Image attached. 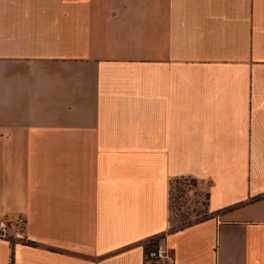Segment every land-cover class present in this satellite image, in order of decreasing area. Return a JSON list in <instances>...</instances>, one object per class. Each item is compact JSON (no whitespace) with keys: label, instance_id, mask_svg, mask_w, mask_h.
Listing matches in <instances>:
<instances>
[{"label":"crops","instance_id":"obj_1","mask_svg":"<svg viewBox=\"0 0 264 264\" xmlns=\"http://www.w3.org/2000/svg\"><path fill=\"white\" fill-rule=\"evenodd\" d=\"M0 216V264H264V0H0Z\"/></svg>","mask_w":264,"mask_h":264},{"label":"rangeland","instance_id":"obj_2","mask_svg":"<svg viewBox=\"0 0 264 264\" xmlns=\"http://www.w3.org/2000/svg\"><path fill=\"white\" fill-rule=\"evenodd\" d=\"M204 191L199 183L196 185L184 182L178 184L177 188L172 191V224L179 226L184 219L201 218L204 215L202 202L205 201ZM152 244L148 247H154Z\"/></svg>","mask_w":264,"mask_h":264},{"label":"built area","instance_id":"obj_3","mask_svg":"<svg viewBox=\"0 0 264 264\" xmlns=\"http://www.w3.org/2000/svg\"><path fill=\"white\" fill-rule=\"evenodd\" d=\"M20 223L21 220H18ZM11 224L8 219L0 216V237L10 238L9 228ZM154 247L147 249L146 260L152 263L167 264L172 261L170 252L165 245L154 244Z\"/></svg>","mask_w":264,"mask_h":264},{"label":"trees","instance_id":"obj_4","mask_svg":"<svg viewBox=\"0 0 264 264\" xmlns=\"http://www.w3.org/2000/svg\"><path fill=\"white\" fill-rule=\"evenodd\" d=\"M189 182V184H192V185H196V181L193 180V179H175L171 182V193L174 189L177 188L178 184H181V183H184V182ZM204 198H205V201L202 202V206H203V210H204V215L202 217H205L206 215V200H207V194H204ZM171 201V200H170ZM172 202V201H171ZM170 208H171V212H172V204L170 203ZM201 217V218H202ZM201 218H196V219H193V220H190V219H184L183 223H181L178 227H181V226H184V225H187V224H190L192 223L193 221H196L198 219H201ZM171 221H172V216H171Z\"/></svg>","mask_w":264,"mask_h":264}]
</instances>
